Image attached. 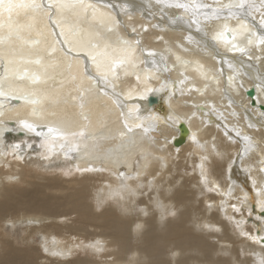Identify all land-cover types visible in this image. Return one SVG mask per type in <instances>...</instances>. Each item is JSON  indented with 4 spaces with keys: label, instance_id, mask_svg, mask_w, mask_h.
Here are the masks:
<instances>
[{
    "label": "bare ground",
    "instance_id": "1",
    "mask_svg": "<svg viewBox=\"0 0 264 264\" xmlns=\"http://www.w3.org/2000/svg\"><path fill=\"white\" fill-rule=\"evenodd\" d=\"M36 2L44 7L11 13L18 23L10 37L6 26L0 28V170L6 171L0 172V223L8 230L27 227L22 248L0 236V264H128L132 253L138 264H251L249 253L264 250L253 237L264 230L245 235L238 245L212 210L225 211L229 221L244 212L237 223L249 218L253 226L250 213L260 214L264 203V45L256 42L264 0H245L243 9H229L238 0H170L187 10L156 0H83L75 7L73 0ZM8 16L0 9V24ZM225 27L235 39H213ZM94 55L105 65L126 63L104 80ZM151 97L157 99L153 106ZM21 120L66 136L50 141L55 150L49 152ZM182 126L189 134L177 146ZM39 130L47 134L46 127ZM244 135L254 138V151H244ZM12 140L19 149L10 147ZM36 146L32 155L47 165L70 156L75 162L81 176L65 182L74 191L63 199V211L76 214L79 226L58 215L62 200L55 196L66 189L61 180L39 177L28 190H17L26 175V148ZM237 170L250 183H240ZM209 187L219 197L210 196ZM232 205L242 211L231 212ZM174 212L176 218L166 219ZM196 222L219 230L200 233ZM97 242L102 251L91 246ZM174 250L180 255L173 257Z\"/></svg>",
    "mask_w": 264,
    "mask_h": 264
},
{
    "label": "snow or ice",
    "instance_id": "2",
    "mask_svg": "<svg viewBox=\"0 0 264 264\" xmlns=\"http://www.w3.org/2000/svg\"><path fill=\"white\" fill-rule=\"evenodd\" d=\"M83 3V0H73L71 6L75 7L76 4H82ZM156 3L158 5H162L163 7H175V8H181V9H185L187 10L188 8V5H185V4H180V3H175V4H172L170 2V0H156ZM244 4H245V0H238V3H236L235 5H228L229 9H231L232 7H237V8H240V9H243L244 8ZM62 6H69L68 4H63ZM109 7H114L113 5L109 4L108 5ZM199 7H203V5H198ZM41 7H44V4L41 2V3H37L36 0H32L31 3H23V2H14V0H0V9H3V11L9 13V16H8V20L6 22V24H0V28H4L5 26L9 29V37L11 36L12 34V30H13V24L14 23H18V22H14L12 20V17H11V13L16 10L17 11V14L19 13V10H23V9H32L33 11L41 8ZM49 7H51L49 5ZM215 15L219 16L220 13L218 12H215L214 13ZM230 15H237L236 13H232L230 11ZM260 32L258 35H256V42H258L259 45H264V17H262L261 19V22H260ZM242 30L244 32H247V29L244 28V26L242 25ZM251 33H248L247 36H245V40H246V43L247 45H252L254 42L253 40L250 38L251 37ZM157 39L159 40H163V37H157ZM213 39L215 40H221V39H225L229 42H231L232 40L235 39L234 36H231L229 34V30L225 27V29L223 31H220L218 32L214 37ZM140 41H137V44H139ZM231 47L236 50V51H239L241 53H244L246 51L245 47H240L238 46L237 44H232ZM97 55L99 56H106V53H97ZM146 55L148 56H153L155 55V53L153 52H147ZM93 61L96 62V67H97V71L100 73V75L103 77L104 80H107L108 76L111 74L112 76H116V69L117 67L123 65L126 63V61L124 59H120V60H113L110 64L108 65H105L103 63V61H97V57L94 55L92 57ZM177 59H179V57H177ZM39 61H37L38 63ZM127 74V73H125ZM136 79L139 81L140 80V77L139 75H137ZM147 79H149L148 77H146V83H147ZM230 81L234 78L230 77L229 78ZM33 82H36L35 80ZM147 92H153V91H156L155 89H152V88H148L146 87L145 89ZM5 95L2 91H0V96H3ZM14 98H17L18 97H14ZM141 98H143V96H141ZM31 103L35 104L37 103V101L33 100V101H30ZM136 106L134 105V108ZM131 115V114H129ZM140 117L138 116L137 119H139ZM151 119H154V120H159L160 117H151ZM165 123L167 124L170 120H171V116H166L163 118ZM20 126L24 129H26L28 132H31V133H34L36 136H39L41 137V143H42V146L44 145H47L48 146V151L49 152H52L54 151V144H51L49 143L50 141H55L56 139H63L65 138L66 134L61 132L59 129L57 128H54V127H51V126H41V125H37L35 123H32V122H29L27 120H21L20 122ZM127 127V124L125 125ZM142 125H137V127H141ZM42 127H46L47 128V134H45L43 131L39 130L41 129ZM156 127L155 124H152V125H149V128L150 129H154ZM249 127H254V125H249ZM129 131H131L132 129L129 127L128 128ZM50 134V135H48ZM83 133H81L82 135ZM241 135L239 132H237V136ZM195 136H193V140H195ZM243 140L245 142V144L247 145V147L244 149L245 152H252L256 149L257 147V144L256 142L254 141V138L251 136V135H244L243 136ZM15 147L17 149L20 148V145H15ZM61 147H63V145H61ZM259 163L261 165H264V159H261L259 161ZM259 171L261 172H264V166H262ZM202 177H203V174H202ZM205 184H207V180L206 178L203 179V181ZM209 191H212L214 190L213 188L209 187L208 189ZM231 193H229L230 195ZM114 195H119V193H115ZM156 206L157 208H160L161 211L164 210V205H162L159 201L156 202ZM209 207H211V205H209ZM233 209L237 212H240L242 211V209L240 208H237L236 205H232ZM125 212H128L129 209L125 208L124 209ZM259 212L261 213H264V203L260 204L259 206ZM171 214H175V213H171ZM251 215V213H250ZM260 219L264 220V216H261ZM194 227L196 230L200 231V232H208V233H211L213 230H216L218 231L219 229H214V226L211 224V223H200V222H196L194 224ZM142 229V225L140 224H135V227H134V231L136 233H139ZM244 235H248L247 233H244ZM253 240L254 242L256 243H259L262 247V249H264V236H259V237H253ZM93 248H95L97 251H102V246L100 245L99 242H97L96 244H93L91 245ZM56 254V253H54ZM171 255L173 257H177L180 255V252L179 251H172L171 252ZM250 256H251V264H264V250H262L260 253H250ZM128 264H138V262L135 260V253H132L130 256H129V259H128Z\"/></svg>",
    "mask_w": 264,
    "mask_h": 264
},
{
    "label": "rangeland",
    "instance_id": "3",
    "mask_svg": "<svg viewBox=\"0 0 264 264\" xmlns=\"http://www.w3.org/2000/svg\"><path fill=\"white\" fill-rule=\"evenodd\" d=\"M9 144H11V146L10 147H12V145L13 144H15V145H17V144H19V142H17V141H14V140H12ZM35 146V145H34ZM55 148V147H54ZM36 149H39L37 146H36V148H33L32 150H31V148H26V150H27V154H26V156L24 157V159L26 160V163H25V165H26V170H25V172H26V175L24 176V178H23V181H22V184L20 183L19 184V186H20V189L18 188L17 190H19V192H21V191H26V190H28V188H27V186L28 187H30L31 188V183L34 181H36L35 183H39L40 182V180H39V177H40V179L42 180V179H44V181H46V182H48L47 181V179H56V180H61V182H63L64 184V186H66V189H65V191H63L62 193H58L55 197H56V199L57 200H60L61 202H62V206L60 207V209L61 210H58L59 212H58V215H61V216H65L64 218L65 219H67L68 218V225L69 226H79L78 225V223L76 224V222L78 221V216L76 215V214H73V213H68V212H65V211H63L64 209H65V207H64V200H66V197L67 196H69V194H71L74 190L72 189V188H74V186H68L69 185V183H65L66 181H71V180H74V179H76V178H80V176L81 175H79L80 173H79V171L78 170H76L75 169V166H74V161L72 160V158H71V156H70V158H68V159H66L65 157H62V160H61V163H55V164H48L47 165V162L45 161V159H43V158H37L35 155H32L33 153H35V150ZM55 150V149H54ZM0 151L1 152H5V148H0ZM73 152L74 153H71L73 156H75L76 155V152H77V150H73ZM34 156V157H33ZM44 161V162H43ZM41 164V165H36V164ZM61 164V165H60ZM55 165H56V167H55ZM48 166V167H47ZM59 166V167H58ZM241 166V165H240ZM43 167H46L45 169L43 168ZM41 168V169H40ZM47 170H49V171H47ZM5 171V169L4 168H2L1 170H0V172L1 173H3ZM240 171H241V169H240ZM239 170H237L236 171V178L240 181V183H243V184H248V183H250L249 181H245L244 179H246L248 176L246 175V177H241L240 175L242 174L241 172H240ZM6 172V171H5ZM239 174V175H238ZM240 176V177H239ZM34 177V178H33ZM36 177V178H35ZM44 177V178H43ZM207 180H210V176L209 175H207V178H206ZM33 182V183H34ZM22 185V186H21ZM235 185L238 187L239 185H237L236 183H235ZM17 188V187H16ZM29 188V189H30ZM78 188V187H77ZM250 188V187H249ZM71 190V191H70ZM250 190H252L251 188H250ZM210 194H212V195H210V196H217V197H219V195H217V193H215V191H210L209 192ZM68 194V195H67ZM236 195H234V197H235ZM64 199V200H63ZM234 203H236V200H234ZM231 212H235V210L233 209V207H232V210H231ZM175 213V215H173V214H171L169 217H167L166 219H168V218H170V217H173V218H176V212H174ZM220 214L221 216H222V218H221V220L223 221V222H226L227 224H228V227H229V229L230 230H232V235H234L236 238H237V244L238 245H241V240H242V238L244 239V236L245 235H243L244 233H247V234H249V233H251L252 232V234H254L255 233V231H256V229H260V228H262L263 230H264V220H262V219H260V217L261 216H264V213H261L260 212V214H256V212L255 211H253L252 212V214H251V217L252 218H254L255 219V222H254V227L252 226V223L251 222H249V218L246 220V221H244L243 222V220H242V224L241 225H239L238 223H237V220L238 219H240V217H238V216H240L241 214H243L244 212H240V213H233L232 214V216H231V221H229V218H227L226 217V212L225 211H223V212H219L218 210H212V214ZM237 214H239V215H237ZM246 214V213H245ZM76 215V216H75ZM237 216V217H236ZM257 216H258V218H257ZM236 217V218H235ZM250 217V218H251ZM238 218V219H237ZM64 219V220H65ZM236 221V222H235ZM231 222L233 223V225L231 224ZM5 222H2V223H0V236H4L5 235V237H3L5 240H8V241H10V240H16L17 242H18V246L19 247H23V246H25V242L23 241V237H24V231H25V229L24 228H26L27 229V227L26 226H13V230H12V228L10 229V230H8L6 227H5V224H4ZM71 223V224H70ZM76 224V225H75ZM237 227V228H236ZM20 228H22V229H20ZM19 230V231H18ZM24 230V231H23ZM92 231L93 230H90V232L92 233ZM21 232H23V233H21ZM214 231H212V233H213ZM201 233V232H200ZM203 233H205V232H203ZM220 233H222V229H220ZM4 234V235H3ZM40 234V235H39ZM15 235V236H14ZM240 236V237H238V236ZM9 237V238H8ZM26 237V236H25ZM34 237H35V240L37 241V243L40 245L41 244V232H35V234H34ZM40 238V239H39ZM22 239V240H21ZM36 242H35V247H37L38 246V244H37ZM250 254V253H249ZM250 256V255H249ZM220 257H224L223 255L222 256H220ZM225 258V257H224ZM250 258H251V256H250ZM169 262H171V261H169Z\"/></svg>",
    "mask_w": 264,
    "mask_h": 264
},
{
    "label": "water",
    "instance_id": "4",
    "mask_svg": "<svg viewBox=\"0 0 264 264\" xmlns=\"http://www.w3.org/2000/svg\"><path fill=\"white\" fill-rule=\"evenodd\" d=\"M248 94H249V96H253L254 93H252L251 91H249ZM253 97H254V96H253ZM156 103H157V99H156L155 97H151L150 100H149V105H150V106H153V105H155ZM180 130H181V137H180L179 139H181V140L178 139V140L175 142V144H176L177 146L180 145L181 143H184V142H185V139H186V135L189 134V129H188L186 126H182V127L180 128Z\"/></svg>",
    "mask_w": 264,
    "mask_h": 264
}]
</instances>
